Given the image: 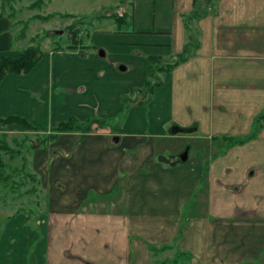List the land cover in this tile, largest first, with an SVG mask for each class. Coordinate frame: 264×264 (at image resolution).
Returning a JSON list of instances; mask_svg holds the SVG:
<instances>
[{
  "label": "crops",
  "instance_id": "crops-1",
  "mask_svg": "<svg viewBox=\"0 0 264 264\" xmlns=\"http://www.w3.org/2000/svg\"><path fill=\"white\" fill-rule=\"evenodd\" d=\"M191 9L128 0L126 17L111 20L141 68L125 90L113 88L115 71L129 65L97 61L104 52L82 44L90 29L64 52L45 40L28 72L2 76L0 137L22 149L36 136L23 159L41 196L27 203L37 230L0 206V264H154L161 247L187 264H264V118L244 143H219L249 136L264 112V0H216L192 32L182 22ZM14 26L0 11V59L31 46L18 48ZM188 40L198 45L179 62ZM143 84L146 97L122 111L117 94ZM64 122L73 128L57 130Z\"/></svg>",
  "mask_w": 264,
  "mask_h": 264
},
{
  "label": "rangeland",
  "instance_id": "rangeland-1",
  "mask_svg": "<svg viewBox=\"0 0 264 264\" xmlns=\"http://www.w3.org/2000/svg\"><path fill=\"white\" fill-rule=\"evenodd\" d=\"M127 3L128 0H0V5H3L0 11H3L4 14H7L12 19L15 25L13 28L15 34L23 35L22 38L19 37L15 39L18 43V48H25L28 44H31V46H37L40 51L43 42L47 40L46 46L50 43L51 48L55 51L64 52L65 46H76L78 42L84 39L86 30L88 31V29H90L88 31V41L85 42L84 39L82 44L88 45L90 47L89 50H95L96 54L98 49L104 52V57L97 61H101L105 68L109 67L112 71H114V63H117V66L129 65L128 69H125V71L118 72V69L115 71L119 76L116 78L118 81H114L113 88L115 90H125L126 87L124 84L132 82L133 77H137L138 72L141 71L139 61L136 59V56H134L133 52L131 53L127 48L117 45L114 41L116 38L111 35V33L113 34L115 31L113 23L126 17ZM121 6L122 8H120ZM57 32H60V34ZM68 32L75 33V39L72 43L69 39ZM192 42L193 40L191 43ZM90 51H85L83 54L87 57L88 54H91ZM43 52L45 53L48 51ZM16 58H18V56ZM165 68L166 66H162L161 71ZM152 74L154 75V73ZM134 86L135 85H131L129 91L125 94H117L116 96L117 104L119 103L120 107H123H121L122 111L126 110L134 101L143 100L146 97V91L149 89L148 84H143L138 89L140 90L139 92H135L137 88ZM261 113L262 112L259 114ZM20 137L21 136L17 137V139ZM35 138L31 136L25 139V141L22 142L23 148L20 149L18 143L11 142V138L6 136V138L3 139L4 142L2 146H0L2 151L3 149L7 150V146L10 149L8 152L0 151L1 161L6 165L2 171L7 176V181L5 182V184H7L6 189L0 187V206L3 207V205L10 203L12 208L15 207L13 213L27 216V220L24 224L31 230L38 229L34 225L33 220L35 215L34 209L36 207L29 206L27 203H32L34 199L41 196V193H39V191L37 192V189L40 187L37 186L34 179L25 169L26 161L23 159V156H25L27 160V156L29 155L27 152H29L30 149L26 147L29 146L30 148L32 146L31 144H34ZM37 139L39 141L37 151L43 149L48 152L49 148L46 146L45 140L41 142L39 136H37ZM219 143L224 144L223 141ZM183 148L184 145L180 153L183 152ZM25 149L26 152L23 153ZM51 152L52 151H50V153ZM9 156L11 158L15 156V158L9 161ZM50 160V157L45 158L46 166L50 164ZM27 167L30 171V166H28V164ZM45 172H47V170H45ZM50 185H52L54 189L62 187V185H58V183L50 182ZM47 194H49V192ZM47 194H45L46 197ZM94 197H96V195L93 193L87 195V198L90 199ZM4 210L5 208L2 209L3 212L1 213L7 214L8 212ZM1 218L4 219V217H0V219ZM20 221L21 226H23L21 219ZM3 222H5V220H0V225L3 224ZM172 254L173 253H162L159 255L158 261L171 258L173 257Z\"/></svg>",
  "mask_w": 264,
  "mask_h": 264
},
{
  "label": "trees",
  "instance_id": "trees-1",
  "mask_svg": "<svg viewBox=\"0 0 264 264\" xmlns=\"http://www.w3.org/2000/svg\"><path fill=\"white\" fill-rule=\"evenodd\" d=\"M216 0H192V9L191 11L183 17V28L185 30L191 31L192 32V24H196L199 19H201L203 16H205L207 13L212 12L213 5ZM195 34L197 35V30L195 29ZM69 39L71 43L75 39V33L74 32H68ZM192 40H188L186 44L183 45L181 54L178 55V61L181 62L186 59V57L190 54L192 50H195L198 43L197 42H192ZM70 46V45H69ZM39 57V49L37 46H28L26 47L23 51H21L20 55L16 59H8V58H2L0 59V79L5 73H26L28 72L36 62V60ZM264 118V112L259 114L257 117L254 118L252 121V131L249 136L241 139H236L232 137H221V141L224 142V149L226 150L227 148L234 146V145H240L244 143L245 141L249 140L252 136L254 135L260 127V122ZM11 120V119H7ZM18 120V119H16ZM22 122V121H20ZM73 128V125L71 122H64L59 124L56 129L57 130H62V129H67V128ZM28 130V129H26ZM4 136H1L0 141V146H2V143L4 142ZM7 146V145H6ZM1 152H8L10 151L9 147L7 146V150L2 148L0 149ZM15 158V156H12ZM13 158L9 156L8 160L11 161ZM6 165H4L1 161L0 157V187L2 189H6L7 184L5 182L7 181V176L4 174L2 171ZM170 250L169 247H161L159 249H152V254H157V253H163ZM173 257L171 258H166L162 261L155 262L154 264H187L188 261V255L183 252H174Z\"/></svg>",
  "mask_w": 264,
  "mask_h": 264
},
{
  "label": "water",
  "instance_id": "water-1",
  "mask_svg": "<svg viewBox=\"0 0 264 264\" xmlns=\"http://www.w3.org/2000/svg\"><path fill=\"white\" fill-rule=\"evenodd\" d=\"M58 34H60V32H57ZM99 55L101 56L102 55V53L99 51ZM181 132H185V131H182V130H180V129H174L173 130V133H181ZM185 152H183L181 155H180V159L181 160H183L184 158H185Z\"/></svg>",
  "mask_w": 264,
  "mask_h": 264
}]
</instances>
